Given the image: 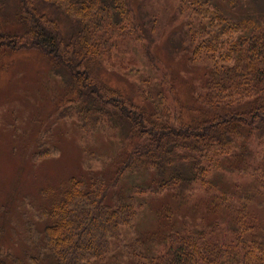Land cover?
<instances>
[{
    "label": "trees",
    "instance_id": "16d2710c",
    "mask_svg": "<svg viewBox=\"0 0 264 264\" xmlns=\"http://www.w3.org/2000/svg\"><path fill=\"white\" fill-rule=\"evenodd\" d=\"M127 1L18 0L15 19L21 29L0 28V48L41 51L52 66L68 71L76 97L67 101L83 128L123 129L122 147L126 140L131 145L123 149L112 176H71L57 190H46L49 198L38 205V216L52 264H90L110 253V240L127 231L123 226L132 231L137 202L106 200L127 171L148 172L150 190L169 189L172 198L187 201L195 184L216 189L206 179L212 170L238 168L244 141L264 143V14L235 19L211 0L178 1L186 27L180 32L184 50L203 69L190 105L181 101L174 83L167 91L164 75L154 81L149 76L141 89L126 92L109 87L95 72L119 40L145 38ZM60 16L70 22L68 35ZM256 167L239 170L263 183L264 163ZM218 191L217 209L230 212L229 234L218 219L206 228L183 220L162 235L163 251L138 264H264V226L247 208L250 196ZM235 200L241 204L234 210ZM0 264H6L1 256Z\"/></svg>",
    "mask_w": 264,
    "mask_h": 264
},
{
    "label": "rangeland",
    "instance_id": "374dc122",
    "mask_svg": "<svg viewBox=\"0 0 264 264\" xmlns=\"http://www.w3.org/2000/svg\"><path fill=\"white\" fill-rule=\"evenodd\" d=\"M128 1L145 38L119 40L94 71L109 87L126 92L141 89L142 80L149 76L154 81L164 75L167 91L174 83L181 101L192 105L191 92L200 85L203 69L202 62L191 63L190 50L188 55L184 50L180 32L186 27L178 14L179 0ZM211 1L235 19L264 14V0ZM17 12L18 0H0V28L20 30ZM59 23L63 34L68 35L69 20L60 16ZM71 79L66 69L52 66L41 51L0 48V256L6 264H52L53 257L44 244V221L38 216V205L49 198L46 190H57L71 176L102 174L108 178L118 167L123 149L131 148L128 140L122 147L123 129L89 130L80 125L73 113L75 107L72 109L67 101L76 97ZM252 140L251 144L244 141V161L238 168L222 166L206 176L217 190L212 185L198 189L195 184L194 194L187 201L172 198L169 189L150 190L148 172L127 171L116 188H110L106 200L115 204L118 197H128L137 202L133 229L123 226L127 231L121 239L110 240V253L90 264H138L142 257L163 251L162 235L183 220L206 228L218 219L229 234L227 226L232 220L227 208L217 209L218 189L229 191L235 198L238 193L249 195L247 208L264 226V178L263 183L256 175L250 180L239 170L246 165L257 171L256 166L264 163V143ZM144 186L146 189L140 188ZM240 204L236 202L234 210Z\"/></svg>",
    "mask_w": 264,
    "mask_h": 264
}]
</instances>
